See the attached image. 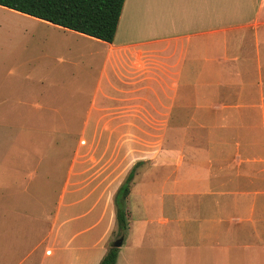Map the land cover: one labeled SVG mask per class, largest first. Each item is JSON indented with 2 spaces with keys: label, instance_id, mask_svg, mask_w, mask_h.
<instances>
[{
  "label": "crops",
  "instance_id": "1",
  "mask_svg": "<svg viewBox=\"0 0 264 264\" xmlns=\"http://www.w3.org/2000/svg\"><path fill=\"white\" fill-rule=\"evenodd\" d=\"M33 19L51 41L17 100L54 104L44 118L81 139L53 161L44 144L23 145L32 162L9 160L0 264H98L116 237L114 197L138 162L116 264H222L224 246L260 240L264 0H125L112 42ZM48 162L63 168L54 195ZM25 217L36 224L19 227Z\"/></svg>",
  "mask_w": 264,
  "mask_h": 264
},
{
  "label": "rangeland",
  "instance_id": "2",
  "mask_svg": "<svg viewBox=\"0 0 264 264\" xmlns=\"http://www.w3.org/2000/svg\"><path fill=\"white\" fill-rule=\"evenodd\" d=\"M51 31L52 28L33 19V17L15 12L11 9H0V206L6 205L7 181L8 177H12V172L8 171L9 160L14 158L15 160L26 159L27 162L33 161L32 158L27 157L30 152L23 151L24 144L28 147L33 144H44V147L47 146V153L50 160L53 161L55 159L53 155L56 154L55 150L58 149L60 144H69L71 140L73 141V138L77 137L81 139V136L56 132V130H59L64 125V120L44 118V116L53 115L52 110L47 109L46 106H52L54 104L47 105L42 103L39 107V104L33 103L31 104L33 108L30 109L29 104H22L17 100L21 96V85L26 81L23 80V72L26 69L30 71V69L40 64V52L45 53L44 51L48 50L49 41H51L48 33ZM54 81L51 80V82ZM64 107L63 109H65ZM28 114L33 115L35 119L25 120L22 118ZM38 127H44L42 133ZM34 148L37 147H32L33 152L35 151ZM32 169L33 164H30V171ZM36 169L38 173L39 167ZM40 170L43 171V174L44 172H48V176L53 175L56 178V182H52L54 195L55 188L59 187L58 182L61 180L63 168L61 171H56L53 165L48 162L46 165H42ZM16 175L15 180H17ZM54 201L55 199L49 200V202L42 200L40 208L43 211V204L47 203V211H50L54 207ZM30 220H33V218L29 219L25 217L18 221V226L23 227L25 225L30 226L32 223L36 224L35 222L31 223ZM225 234L222 241L224 243L231 241ZM115 236L114 240L120 237L118 226L115 231ZM132 238H130L131 241ZM194 238H197V236L191 233L184 236L185 240ZM243 238L239 240L242 243L239 247L229 248L225 244L224 250L229 259L227 260L225 258L222 264H264V235L261 236L257 243H255V239H251L250 237ZM147 239H157L160 243L162 241L161 237H157L156 235L151 237L150 234H148ZM191 249L198 250L190 247L186 253L190 254ZM23 250H27L25 246L17 250L16 259L22 257ZM151 253V251H146L143 255L151 256ZM159 255H166V249L162 248ZM29 261L26 264H29Z\"/></svg>",
  "mask_w": 264,
  "mask_h": 264
},
{
  "label": "trees",
  "instance_id": "3",
  "mask_svg": "<svg viewBox=\"0 0 264 264\" xmlns=\"http://www.w3.org/2000/svg\"><path fill=\"white\" fill-rule=\"evenodd\" d=\"M125 0H0V5L45 21L112 42ZM138 162L128 173L114 197L119 236L128 227L127 198ZM119 247L111 244L98 264H116Z\"/></svg>",
  "mask_w": 264,
  "mask_h": 264
},
{
  "label": "water",
  "instance_id": "4",
  "mask_svg": "<svg viewBox=\"0 0 264 264\" xmlns=\"http://www.w3.org/2000/svg\"><path fill=\"white\" fill-rule=\"evenodd\" d=\"M123 241H124V236H120L119 238H117L116 240H114L111 245L113 247H120V246H122Z\"/></svg>",
  "mask_w": 264,
  "mask_h": 264
}]
</instances>
